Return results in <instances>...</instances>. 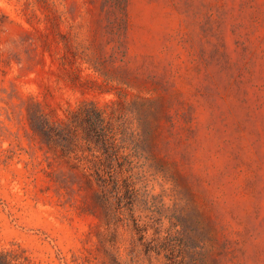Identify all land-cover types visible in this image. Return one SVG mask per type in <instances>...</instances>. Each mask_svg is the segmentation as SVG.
I'll return each instance as SVG.
<instances>
[{
  "label": "rangeland",
  "instance_id": "rangeland-1",
  "mask_svg": "<svg viewBox=\"0 0 264 264\" xmlns=\"http://www.w3.org/2000/svg\"><path fill=\"white\" fill-rule=\"evenodd\" d=\"M85 104L136 148L109 208L28 121ZM0 252L264 264V0H0Z\"/></svg>",
  "mask_w": 264,
  "mask_h": 264
},
{
  "label": "trees",
  "instance_id": "trees-1",
  "mask_svg": "<svg viewBox=\"0 0 264 264\" xmlns=\"http://www.w3.org/2000/svg\"><path fill=\"white\" fill-rule=\"evenodd\" d=\"M144 103L148 102H135L134 105L140 108ZM114 116L113 110L107 113L93 105L85 104L68 111L64 121L51 124L44 122L38 129L28 118L31 130L42 136L43 144L48 151L56 153V149L59 148L60 155L66 159H70V156L78 151L81 152L77 165L69 164L67 161L71 170L69 179L81 177L90 184L86 169L92 171L91 177L93 173V179L101 191L100 202L108 208L112 206V202L120 200L121 186L124 188V193L129 194L127 184L124 182L120 185L117 175L133 170L130 159L133 157L132 153L136 152V148L125 140L124 135L114 124ZM144 134L147 135L146 132ZM105 189L110 196H105ZM0 264L16 263L9 253L0 252ZM116 264L121 263L116 261Z\"/></svg>",
  "mask_w": 264,
  "mask_h": 264
}]
</instances>
